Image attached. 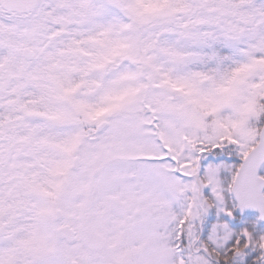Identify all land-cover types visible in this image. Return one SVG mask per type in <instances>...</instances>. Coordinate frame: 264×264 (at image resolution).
Returning a JSON list of instances; mask_svg holds the SVG:
<instances>
[{
	"label": "snow or ice",
	"instance_id": "6c2138e0",
	"mask_svg": "<svg viewBox=\"0 0 264 264\" xmlns=\"http://www.w3.org/2000/svg\"><path fill=\"white\" fill-rule=\"evenodd\" d=\"M0 264H264V0H0Z\"/></svg>",
	"mask_w": 264,
	"mask_h": 264
}]
</instances>
